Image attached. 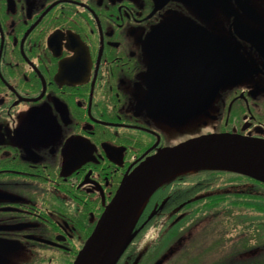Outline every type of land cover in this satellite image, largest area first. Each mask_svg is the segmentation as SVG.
Segmentation results:
<instances>
[{
	"label": "flooded vegetation",
	"instance_id": "obj_1",
	"mask_svg": "<svg viewBox=\"0 0 264 264\" xmlns=\"http://www.w3.org/2000/svg\"><path fill=\"white\" fill-rule=\"evenodd\" d=\"M178 97L206 100L180 116ZM210 134L264 141V0H0V264H73L126 173ZM203 173L216 195L250 178ZM162 193L148 209L192 204ZM163 215L115 264H264V227ZM206 220L218 237L180 249Z\"/></svg>",
	"mask_w": 264,
	"mask_h": 264
},
{
	"label": "water",
	"instance_id": "obj_2",
	"mask_svg": "<svg viewBox=\"0 0 264 264\" xmlns=\"http://www.w3.org/2000/svg\"><path fill=\"white\" fill-rule=\"evenodd\" d=\"M227 66L234 68L235 64L228 61ZM177 100L179 115L186 116L199 110L206 98ZM202 169L231 171L264 183V141L228 134L201 135L146 157L124 175L73 264H115L131 241L134 219L152 191L167 179Z\"/></svg>",
	"mask_w": 264,
	"mask_h": 264
},
{
	"label": "trees",
	"instance_id": "obj_3",
	"mask_svg": "<svg viewBox=\"0 0 264 264\" xmlns=\"http://www.w3.org/2000/svg\"><path fill=\"white\" fill-rule=\"evenodd\" d=\"M203 171L204 169L178 175L159 184L139 209L131 227V234L138 232L143 219L161 218L165 216L163 215L165 212H168L167 216L170 220L176 215L181 218L176 223L178 234L185 232L184 229L192 221L210 218L211 220L218 219L221 221V227L227 231V234H240L244 239L250 240L256 227H264V183L240 176V184H237L236 181H228L218 186L220 191L216 195L208 193L209 190L212 191L214 186L206 180L208 175ZM226 179L230 178L227 177ZM166 188H173L177 191V194L171 199L166 198V202L177 201L178 199V201H192V204L172 210L148 209L150 203L165 198L162 191ZM162 201H165V199ZM212 201H221L226 204L239 203L241 206L239 208H207L206 205ZM139 233L142 232L139 231ZM178 244L180 242L176 241L170 250L175 249Z\"/></svg>",
	"mask_w": 264,
	"mask_h": 264
},
{
	"label": "rangeland",
	"instance_id": "obj_4",
	"mask_svg": "<svg viewBox=\"0 0 264 264\" xmlns=\"http://www.w3.org/2000/svg\"><path fill=\"white\" fill-rule=\"evenodd\" d=\"M130 232V231H129ZM190 236L184 242L183 246L180 249L183 250H203L209 245L211 236L214 234L218 237L219 232L214 226V223L210 221H201L197 226H192L190 231ZM177 249V248H175ZM186 256V255H184ZM184 260H181L179 264H188ZM226 264H231L230 262Z\"/></svg>",
	"mask_w": 264,
	"mask_h": 264
}]
</instances>
